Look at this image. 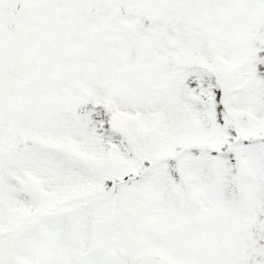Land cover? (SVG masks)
Segmentation results:
<instances>
[{
    "label": "snow or ice",
    "instance_id": "6c2138e0",
    "mask_svg": "<svg viewBox=\"0 0 264 264\" xmlns=\"http://www.w3.org/2000/svg\"><path fill=\"white\" fill-rule=\"evenodd\" d=\"M0 264H264V0H0Z\"/></svg>",
    "mask_w": 264,
    "mask_h": 264
}]
</instances>
